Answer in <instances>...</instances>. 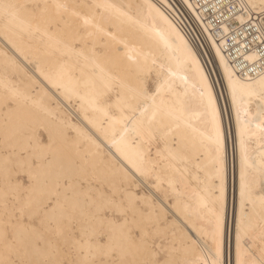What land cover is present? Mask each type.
<instances>
[{"label": "bare ground", "instance_id": "obj_1", "mask_svg": "<svg viewBox=\"0 0 264 264\" xmlns=\"http://www.w3.org/2000/svg\"><path fill=\"white\" fill-rule=\"evenodd\" d=\"M4 2L41 8L18 20L0 15V192L5 133L16 143L24 139L13 135L17 127L43 125L54 141L40 161L45 171L51 163L93 186L147 197L145 211L169 240L183 247L187 237L197 239L180 259L236 264L242 168L252 185L245 223L257 237L264 223V53L254 47L260 34L235 53L227 36L253 40L241 28L264 23V0ZM11 97L14 111L4 103ZM134 174L130 184L126 175Z\"/></svg>", "mask_w": 264, "mask_h": 264}, {"label": "snow or ice", "instance_id": "obj_2", "mask_svg": "<svg viewBox=\"0 0 264 264\" xmlns=\"http://www.w3.org/2000/svg\"><path fill=\"white\" fill-rule=\"evenodd\" d=\"M40 8L39 4L0 0V15L11 20L34 15ZM261 11L264 12V7ZM84 22L87 24L88 20ZM157 35L162 37L160 32ZM132 59L130 56L129 60ZM152 63L155 64V60ZM147 71L151 72V69ZM138 75L143 76L144 71L139 70ZM140 83L141 94L146 95L147 83L143 79ZM165 83L156 85L153 98L163 90ZM261 84V97L264 99V80ZM105 87L111 91L113 85ZM131 99L127 105L129 108H132ZM4 103L9 106V111L15 110L12 107L16 103L15 97L5 98ZM209 103L211 105V100ZM154 120L155 112L148 117L149 132ZM138 123L143 125V121ZM44 132L48 133L47 137ZM13 135L24 139L11 143V135L5 133V151L8 154L3 160L6 187L0 192V211L5 217L0 220V264H201L199 260L179 258L181 253L197 245V239L187 237L183 247L177 246L175 240H169L159 227V220L145 211V207L150 206L147 204L149 198L136 196L127 190L118 193L103 184L93 186L82 174L74 175L62 166L53 170L51 163L45 171L40 161L52 151L54 142L46 126L17 127ZM215 143L219 152L222 147L219 133ZM140 175L146 173L140 172ZM136 179L135 174L131 178L126 175L130 184ZM219 192L218 199H222V177ZM251 192V182L242 168L236 264H264V223L260 225L257 237L252 234L253 226L245 223L244 219L247 216L245 209L252 203ZM261 204L264 206V197H261ZM214 240L219 257V241L215 236ZM242 241L248 245L247 248L242 247ZM241 255L245 259L241 260ZM212 264H220L219 259Z\"/></svg>", "mask_w": 264, "mask_h": 264}, {"label": "built area", "instance_id": "obj_3", "mask_svg": "<svg viewBox=\"0 0 264 264\" xmlns=\"http://www.w3.org/2000/svg\"><path fill=\"white\" fill-rule=\"evenodd\" d=\"M229 25L231 24L230 22L228 23ZM253 28H251L249 25H244L243 29L244 31H248L247 35H251L253 40H247L246 36L245 37H240V41L239 44L238 42H233V37H235V32H233L234 30H231V32H233V36L231 37V35L227 36L228 41L230 42V49L233 53H235L237 51V49H242V51L248 50L249 46L248 43L251 44V46H253L254 44L252 43V41H254L256 38L257 34L261 35V40H258L255 42L254 47H257V49L259 50V52L264 53V23H259V29L254 28V26H252ZM239 31L237 33V35H239ZM242 42V43H241Z\"/></svg>", "mask_w": 264, "mask_h": 264}, {"label": "rangeland", "instance_id": "obj_4", "mask_svg": "<svg viewBox=\"0 0 264 264\" xmlns=\"http://www.w3.org/2000/svg\"><path fill=\"white\" fill-rule=\"evenodd\" d=\"M143 186H144L145 188H147V187H148V185H147V184H145V183L143 184Z\"/></svg>", "mask_w": 264, "mask_h": 264}]
</instances>
